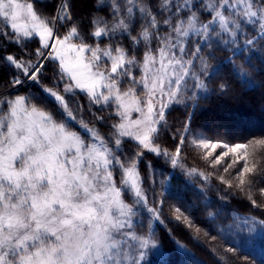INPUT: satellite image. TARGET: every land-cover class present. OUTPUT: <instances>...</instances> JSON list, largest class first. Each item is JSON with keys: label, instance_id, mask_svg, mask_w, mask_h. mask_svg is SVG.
<instances>
[{"label": "snow or ice", "instance_id": "obj_1", "mask_svg": "<svg viewBox=\"0 0 264 264\" xmlns=\"http://www.w3.org/2000/svg\"><path fill=\"white\" fill-rule=\"evenodd\" d=\"M249 93L264 0H0V264H264Z\"/></svg>", "mask_w": 264, "mask_h": 264}, {"label": "trees", "instance_id": "obj_2", "mask_svg": "<svg viewBox=\"0 0 264 264\" xmlns=\"http://www.w3.org/2000/svg\"><path fill=\"white\" fill-rule=\"evenodd\" d=\"M214 107L216 109L223 107L225 109H231L233 111L243 113L248 117V119H250L257 125L260 123L262 119H264V116L261 115V112L259 110V94L258 93H249L247 99L239 101V102H233L230 100L220 101L217 104H215ZM169 227H173V225L169 224ZM176 234L178 238H180L182 241L187 242L186 237L183 232L176 230ZM209 264H211V261H209Z\"/></svg>", "mask_w": 264, "mask_h": 264}]
</instances>
